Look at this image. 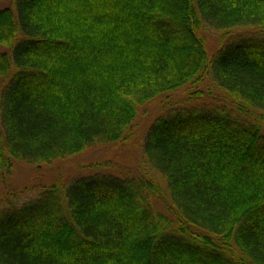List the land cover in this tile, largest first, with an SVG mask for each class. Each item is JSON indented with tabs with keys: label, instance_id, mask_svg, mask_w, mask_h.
<instances>
[{
	"label": "trees",
	"instance_id": "1",
	"mask_svg": "<svg viewBox=\"0 0 264 264\" xmlns=\"http://www.w3.org/2000/svg\"><path fill=\"white\" fill-rule=\"evenodd\" d=\"M2 1L0 176L126 143L170 103L142 146L156 178L106 162L4 195L0 264H264V0Z\"/></svg>",
	"mask_w": 264,
	"mask_h": 264
},
{
	"label": "rangeland",
	"instance_id": "2",
	"mask_svg": "<svg viewBox=\"0 0 264 264\" xmlns=\"http://www.w3.org/2000/svg\"><path fill=\"white\" fill-rule=\"evenodd\" d=\"M2 6L12 7L14 2L12 0H3ZM205 38V44L208 55L210 58L213 57L215 52L224 42L221 38V34L216 31L206 29L201 32ZM252 33L247 32L245 35L250 36ZM213 83L209 76L205 79L204 83L198 86L199 90L207 91L209 87H212ZM187 92L183 90L179 93L172 95L169 99L173 104L177 106H189L196 102H187ZM167 98H160L158 101L148 105L146 108H141L139 116L133 128V135L126 143H120L121 145L115 146H98L93 149H89L84 153L69 158L63 161H57L47 166L37 165H26L22 163H15L14 168L10 176H0V206L2 207L5 202V198L12 197L15 192L18 193L17 203H23L29 200H33L39 196L45 188L55 183H61L68 185L71 180L79 176L88 175L95 171H105V166H95L93 171H89L92 165L111 162L112 165H116V168L131 176L143 175L146 171L152 172L156 178L158 175L155 174L150 167H146L145 161L143 160L142 146L144 144V138L147 134L149 127L152 125L154 120L167 111V105L170 102H166ZM212 104L213 101L210 99L206 100ZM180 103V104H177ZM197 104V103H196ZM150 178H154L150 175ZM160 185L164 186L162 178L159 176L156 179ZM15 191V192H14ZM10 195V196H9ZM11 200V199H10Z\"/></svg>",
	"mask_w": 264,
	"mask_h": 264
}]
</instances>
